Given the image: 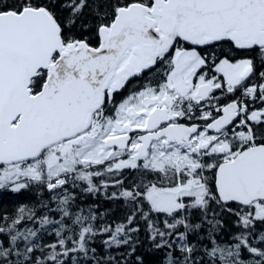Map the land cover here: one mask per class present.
Returning <instances> with one entry per match:
<instances>
[{"label":"snow or ice","instance_id":"snow-or-ice-1","mask_svg":"<svg viewBox=\"0 0 264 264\" xmlns=\"http://www.w3.org/2000/svg\"><path fill=\"white\" fill-rule=\"evenodd\" d=\"M0 264H264V0H0Z\"/></svg>","mask_w":264,"mask_h":264},{"label":"trees","instance_id":"trees-1","mask_svg":"<svg viewBox=\"0 0 264 264\" xmlns=\"http://www.w3.org/2000/svg\"><path fill=\"white\" fill-rule=\"evenodd\" d=\"M0 198H3L5 201L12 199L11 196H3V194H0Z\"/></svg>","mask_w":264,"mask_h":264}]
</instances>
